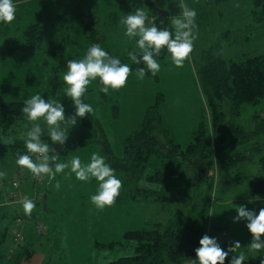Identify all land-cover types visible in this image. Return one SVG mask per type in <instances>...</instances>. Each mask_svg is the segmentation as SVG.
Masks as SVG:
<instances>
[{"label": "rangeland", "instance_id": "374dc122", "mask_svg": "<svg viewBox=\"0 0 264 264\" xmlns=\"http://www.w3.org/2000/svg\"><path fill=\"white\" fill-rule=\"evenodd\" d=\"M67 1L68 4L61 9L60 6L58 7V2L52 0H32L21 5L17 4L16 16L9 24L8 31L0 26V75L3 96L20 101L40 94L45 100L51 98L60 101L64 105L66 118L74 115L75 108L72 101L65 92L62 95L63 100L51 95L48 86V81L54 73L52 68L55 63L53 57L48 54L49 44L51 38L60 32L48 25L49 30L41 41L40 49L33 51H28L22 37L24 28L38 18L41 10L45 8V15L48 18L52 16L55 20L56 14L68 16L70 9L72 10L70 12H73L81 5L83 8L94 5L93 8L98 14L101 13V18L105 21L104 29H100L102 35L98 36L102 38L105 35L101 48L119 59L130 46L139 50L136 46L138 37L125 36L126 26L121 23L131 12H126L115 0ZM181 2L195 9L197 13L195 18L197 27L193 30L196 35L193 42L194 53L190 54V58L182 67L175 66L169 54L164 59L158 60L161 67L156 76L145 75L141 80L137 78L136 72H131L125 87L119 90L109 89L108 100H105L104 93L99 91L101 85L98 80L93 81L85 93V99L93 108V115L100 121L117 155L123 152L124 140L136 130L144 118L147 107L155 102L158 93H163L166 97L161 106L166 127L175 142L183 148L193 140L199 122L203 119L209 122L207 100L198 80L192 55L194 57L200 51L214 46L220 47L222 55L227 60L236 59L243 52L252 55L264 53V21L259 23L262 25H255L251 30L250 40L233 41L236 35H240L243 31L241 29L247 28L253 22L252 0H181ZM141 9L145 12L149 11L147 8ZM47 17L45 16V20ZM79 17L70 21V24L72 22L70 34L77 43L69 44L67 53L74 59L83 58L87 52L86 38L81 33L82 19ZM83 19L88 20L85 16ZM43 24L47 25L48 21ZM12 39L15 40L9 41ZM66 71L67 68L61 74L64 75ZM5 82H8V86L13 89L7 88ZM114 104L118 105V109L112 107ZM261 107L245 105L242 121H250L252 115L260 111ZM21 116L13 125L14 129L9 135L0 136V143L10 144L16 139H26V132L32 127L33 122L28 121L23 113ZM36 123H40L42 127V141L48 143L50 151H53L54 144L51 143L48 126L43 120ZM62 127L69 129L68 137L80 138L88 134L92 141L59 155L57 162H69L73 157H79L82 164H87L90 163L94 152L105 158L98 141L92 136L93 131L83 125L80 119L73 126L65 123ZM7 155L13 158L14 162L17 159L6 151H0V168L6 171H8L5 164ZM250 155L247 162L236 168L214 171L211 179L212 188L207 189L205 185L201 188V196L204 194L207 199L201 200L200 195L197 199L201 201L200 208L204 212L203 222L210 230L209 237L216 238L225 250L230 246V242L239 241L242 247L238 252H244L246 259L258 253L251 252L247 247L252 239L246 227L247 221L234 223L233 218L237 215L235 210L237 205H245L249 210H253L250 180L254 176L264 175V146L254 147ZM105 160L108 163L106 158ZM11 161L9 159L7 162L12 164ZM115 175L123 181L120 195L112 206L100 210L91 202V196L96 194L98 188V182L94 178L80 181L70 169H65L63 173L56 174L54 180L50 181L45 176L44 182L36 192L33 175L28 174L26 181L30 179L32 182V194L27 196L24 182L21 194L16 196L19 200L15 204L17 208L10 210L7 219L0 221L2 232L7 231V238L3 243V249L1 248L5 257L0 259V264H13L12 258L21 246H27L33 253L29 259L23 258L19 264H101L116 260L133 254V244L124 240V233L127 230L146 227L155 221L165 223L178 213L187 210L188 198L191 197L190 204L196 199L192 198L195 187L185 189L181 182L180 193L174 195L179 201H133L127 195L123 177L116 172ZM57 182L60 184L59 189L55 187ZM46 194L48 198L45 206L43 199ZM24 198L35 203L30 216L24 214L21 203ZM19 216L24 219L22 229L26 241L10 251L9 246L18 233L19 226L16 219ZM38 224L42 225H40L42 230L36 232L35 228ZM114 241L117 243L113 247L107 246ZM6 250L9 252L6 253ZM232 255L234 254H229L231 257Z\"/></svg>", "mask_w": 264, "mask_h": 264}, {"label": "trees", "instance_id": "16d2710c", "mask_svg": "<svg viewBox=\"0 0 264 264\" xmlns=\"http://www.w3.org/2000/svg\"><path fill=\"white\" fill-rule=\"evenodd\" d=\"M26 1L13 0L16 6L32 0ZM52 1L58 2L60 9L68 4L67 0ZM115 1L126 12L135 13L137 9H149L145 12L149 18L147 26L155 23L158 28H168L174 33L171 18L180 15L181 9L178 5L181 0H156V3H153V0ZM252 4L253 22L247 28L241 29L242 32L239 30L241 33L236 35L234 42L250 40L251 30L255 25H262L259 23L264 21V0H252ZM93 6L83 8L81 5L73 12H70L72 11L70 9L68 16L56 14L55 20L52 16L48 18L45 15L44 8L38 18L22 31L28 51L40 49L41 41L49 30L48 25L60 32L51 38L48 49V54L55 61L52 68L54 73L48 81L49 93L60 100H63L62 95L67 87L61 73L67 68L68 60L74 59L67 53V47L69 44L77 43L70 34L72 26L70 21L78 16L82 19L81 33L85 35L87 49L93 43L101 46L105 37L104 35L98 38L102 35L100 29H104L105 21ZM84 16L88 18L87 22L84 21ZM46 21L48 24H43ZM0 26L5 31L10 28L9 24L4 23H0ZM133 50L135 49L130 46L124 52L122 60L120 59L121 62L128 64L134 73L143 67L146 75H151L143 63L138 65L131 61L128 53ZM135 51L139 54V50ZM191 53H194V48ZM167 55L169 53L164 49L156 59L162 60ZM192 62L210 114L209 122L205 119L199 122L193 140L186 148L175 142L166 127L161 113V106L166 99L163 93H158L155 102L147 107L144 118L136 130L124 140L123 152L120 155L115 154L100 121L93 113L80 118L83 125L93 131L92 136L98 141L110 167L123 177L127 195L131 200L175 202L179 201L174 195L180 193L181 182L185 189L195 187L192 198L196 199L190 204L191 197L188 198L186 211L178 213L165 223L155 221L146 227L127 230L124 233V240L133 244V254L101 264H189L191 259H196L195 249L200 246V239L204 235H210L209 228L203 222L201 201L197 200L198 195L202 194L201 188L205 186L207 189L212 188L211 179L214 171L236 168L250 159V152L254 147L264 146V53L252 55L243 52L236 59L227 60L222 55L220 47L214 46L200 51L194 57L192 55ZM1 86L0 75V136L4 137L13 131V125L22 117L21 109L25 99L19 101L5 98ZM5 86L9 87L8 82H5ZM9 89L13 88L10 86ZM103 96L108 100L107 94ZM82 99L88 103L85 95ZM245 105L262 106L248 122L242 121ZM112 107L118 109L116 104ZM90 141L92 140L88 134L80 138L70 136L60 155L85 146ZM0 151H6L15 158H18V154L27 152L24 140L21 139H16L10 144L1 142ZM250 187L252 208L258 213L259 209L264 207V175L252 177ZM201 197V200L207 199L204 194ZM249 235L251 237L250 233ZM5 237L6 235L0 242V259L5 257L1 252ZM115 243L117 242H110L107 246L113 247ZM22 248L23 250H20ZM32 253L27 246H21L12 258L13 264H19L23 258L29 259ZM261 256H264V251L259 252L256 258L246 259L244 264H260ZM231 258L228 256L225 264H230Z\"/></svg>", "mask_w": 264, "mask_h": 264}, {"label": "clouds", "instance_id": "9594fccd", "mask_svg": "<svg viewBox=\"0 0 264 264\" xmlns=\"http://www.w3.org/2000/svg\"><path fill=\"white\" fill-rule=\"evenodd\" d=\"M156 3V0H153ZM178 7L180 15L171 18L173 31L168 28H158L155 23L147 26L148 17L143 9H137L134 14L129 13L121 21L126 26L125 36L129 38L139 37L135 50L129 52V58L135 64L143 63L152 76H156L161 65L158 57L162 50L166 49L171 56L172 63L182 67L190 58L193 51V42L196 39L194 29L197 27L195 9L181 2ZM16 16V5L13 0H0V23L10 24ZM67 71L62 79L65 85V95L72 101L75 108L74 115L66 118L64 105L57 100L49 98L45 100L40 94L32 95L23 101L21 109L24 117L32 123V127L26 132L24 146L25 154H18L16 164L21 169H27L36 177H48L54 180L56 174L70 169L80 181H89L94 178L98 182L96 194L91 196V202L100 210L112 206L120 195L123 181L115 175V170L106 163L105 158L99 153L91 155V161L82 164L79 157H73L69 162H57L59 155L50 151L48 143L42 141V127L37 121L43 120L48 126L49 137L52 144L64 145L68 139L69 129L62 124L77 123L93 112L90 104L83 101L88 86L98 80L101 87L99 91L108 94L109 89L119 90L126 86L132 69L128 64L122 63L118 57L109 55L98 43H93L85 56L81 59H71L67 62ZM137 78L143 79L146 75L145 68L136 70ZM6 172L0 171V178H4ZM55 187L59 189V182ZM24 214L30 216L35 208V203L24 198L21 202ZM237 215L233 222L247 221L246 227L251 234V242L247 245L251 252L264 251V207L257 213L249 210L245 205L235 206ZM199 247L195 249L196 259H191L190 264H225L229 254L232 253L230 264H244L246 255L238 252L241 249L239 241L230 242L225 250L214 237L202 236ZM238 253V254H237ZM260 264H264V256H261ZM252 258H256L255 256Z\"/></svg>", "mask_w": 264, "mask_h": 264}, {"label": "crops", "instance_id": "0c3cea01", "mask_svg": "<svg viewBox=\"0 0 264 264\" xmlns=\"http://www.w3.org/2000/svg\"><path fill=\"white\" fill-rule=\"evenodd\" d=\"M9 157L7 155L6 160L9 161V159H11L12 164H9V162H7V161L5 162V164L8 167V169H7L8 171L0 168V171L6 172V176L4 178H0V184H1V186H0V221L7 219V215L10 213V210H12V209L15 210L17 208L15 205L16 203H14L10 199V195H11V192H13L15 190V188L11 184V178H12L13 173L17 170V168L19 166L16 164V162L13 161V158H9ZM24 189H25V193L27 194V196H30L32 194L33 187H32V182L30 179H28L24 183ZM5 225H6V222H5ZM4 235H6L5 238H7V231L5 233H3L2 229H0V242H1V240H3ZM12 245H13V242H12L11 246H9V247H13ZM2 249H3V247H2ZM8 252L9 251L6 250V253H8Z\"/></svg>", "mask_w": 264, "mask_h": 264}, {"label": "built area", "instance_id": "2783aa9c", "mask_svg": "<svg viewBox=\"0 0 264 264\" xmlns=\"http://www.w3.org/2000/svg\"><path fill=\"white\" fill-rule=\"evenodd\" d=\"M26 169V168H25ZM25 169H21L20 167L17 168V170L13 173L12 178H11V184L13 185V187L15 188V190L13 192H11L10 195V199L16 203V201H19L16 196L18 197L19 194H21V187L23 185L24 182H26L27 179V175H32L30 172H27ZM33 179L35 180V191L38 192L39 190V186H41V184L44 182L45 177H40V178H36L33 176ZM36 195H38V193H36ZM16 222L18 223V233L14 236L13 238V247L16 248L17 246L22 245L25 241H26V236L24 234L23 231V224H24V219L22 216H19L16 219ZM40 225L38 224L36 225V232L41 231L42 229H40ZM42 226V225H41ZM11 247V249L13 248ZM13 248V249H14ZM10 251H13V249Z\"/></svg>", "mask_w": 264, "mask_h": 264}, {"label": "water", "instance_id": "95a60500", "mask_svg": "<svg viewBox=\"0 0 264 264\" xmlns=\"http://www.w3.org/2000/svg\"><path fill=\"white\" fill-rule=\"evenodd\" d=\"M64 148V145H59V144H54V149H53V154H55V155H60V153H61V151H62V149ZM47 198H48V195L46 194L45 196H44V205L46 206V200H47Z\"/></svg>", "mask_w": 264, "mask_h": 264}]
</instances>
